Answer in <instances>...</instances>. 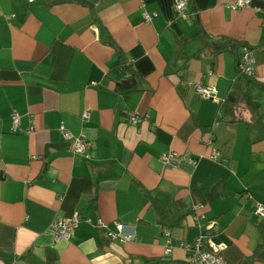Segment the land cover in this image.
<instances>
[{
  "label": "crops",
  "instance_id": "crops-1",
  "mask_svg": "<svg viewBox=\"0 0 264 264\" xmlns=\"http://www.w3.org/2000/svg\"><path fill=\"white\" fill-rule=\"evenodd\" d=\"M54 1L0 0V264H187L181 243L208 221L227 264H264L254 257L264 220L253 214L264 205V0L239 10L228 8L236 0H190L189 20L179 0ZM144 13L157 16L148 23ZM242 47L256 80L237 70ZM120 54L142 79L129 99L115 91ZM237 99L239 121L224 115ZM62 126L85 138L86 154ZM168 153L198 163L165 168ZM149 195L176 227L161 225ZM76 213L71 238L55 241L53 223ZM98 220L135 239L108 240Z\"/></svg>",
  "mask_w": 264,
  "mask_h": 264
},
{
  "label": "built area",
  "instance_id": "built-area-1",
  "mask_svg": "<svg viewBox=\"0 0 264 264\" xmlns=\"http://www.w3.org/2000/svg\"><path fill=\"white\" fill-rule=\"evenodd\" d=\"M41 0H27L29 4H34ZM250 0H236L229 4L228 8L233 10H239L249 6ZM188 1L179 0L176 2L175 9L177 13L184 19L189 20L196 16L195 13L187 12ZM157 14L144 13L145 21L150 23ZM237 70L240 74H243L250 79H257L258 73L256 69V61L254 53L251 49L247 47H242L240 50V56L237 61ZM199 94H201L206 99L214 100L216 98L217 92L214 88L205 86L199 83L196 86ZM83 118L88 120L90 118L89 112L85 113ZM13 125L12 132H20V116L15 114L12 117ZM139 118L132 116L129 119V124L133 126L139 125ZM33 127L26 131L27 134L31 133ZM61 134L66 140L71 141L73 146V151L75 154L84 155L88 151L89 143L86 142L85 138L80 136H74L70 131H68L64 126L60 128ZM207 144L212 145V140H208ZM211 158L213 160H218L219 153L215 150L212 151ZM161 163L165 168H179L183 164H191L195 166L198 163V159L192 157L178 156L174 153H168L161 157ZM202 209L201 206L196 205L192 208L193 220L196 224H201L204 220V216L200 215L198 211ZM253 214L259 219L264 220V205L256 203L254 205ZM81 215L76 213L72 217H62L59 218L51 226V233L54 235L55 241L61 239L69 240L73 235L75 229L81 222ZM95 226L101 228L105 232V238L111 241H117L121 244L133 241L135 237L126 232V226L124 224H116V229L112 230L108 224H105L102 220H98ZM206 233L197 237L193 241L182 242L181 246L187 252V264H227L224 251L225 247L223 244L217 243L215 237L218 234L216 223L208 221L205 224ZM169 235V234H168ZM171 248L166 249V253H170Z\"/></svg>",
  "mask_w": 264,
  "mask_h": 264
},
{
  "label": "trees",
  "instance_id": "trees-1",
  "mask_svg": "<svg viewBox=\"0 0 264 264\" xmlns=\"http://www.w3.org/2000/svg\"><path fill=\"white\" fill-rule=\"evenodd\" d=\"M63 2H66V0H55L50 6L54 4H62ZM190 2V0H188ZM196 20V19H195ZM121 63H120V69L125 73L124 78L116 83L115 91L118 95L122 96L124 99H129L131 95L138 93L141 90L142 86V79L139 76L138 72L134 68V64L129 60V58L123 54H120ZM239 58H237L236 63ZM237 65V64H236ZM256 80V79H254ZM241 96H239L240 98ZM240 104L239 99L233 104H229L227 106V112L224 114L225 116H230L235 121L241 120L239 117V111H240ZM251 110L258 115L257 109L251 108ZM149 198L151 200V205L154 208V210L157 213L159 222L161 225L174 228L178 225L177 220L173 218L171 215V212L166 208V206L159 201L156 198H153L151 195H149ZM259 231L261 235L264 238V221L260 222L258 225ZM105 234V233H104ZM254 257L256 258H264V243L260 245L256 251L254 252ZM146 264H149L151 261L148 259H145ZM53 264L52 262H49Z\"/></svg>",
  "mask_w": 264,
  "mask_h": 264
}]
</instances>
